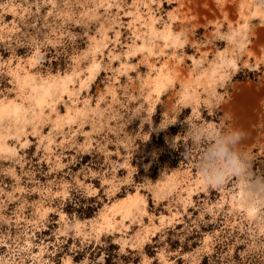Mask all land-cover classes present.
Segmentation results:
<instances>
[{
  "label": "rangeland",
  "instance_id": "rangeland-1",
  "mask_svg": "<svg viewBox=\"0 0 264 264\" xmlns=\"http://www.w3.org/2000/svg\"><path fill=\"white\" fill-rule=\"evenodd\" d=\"M242 87L264 175V0H0V264H264L184 123Z\"/></svg>",
  "mask_w": 264,
  "mask_h": 264
},
{
  "label": "clouds",
  "instance_id": "clouds-1",
  "mask_svg": "<svg viewBox=\"0 0 264 264\" xmlns=\"http://www.w3.org/2000/svg\"><path fill=\"white\" fill-rule=\"evenodd\" d=\"M176 122L172 121L171 124ZM184 123L187 125L189 140L204 146L197 163L203 185L220 188L231 178H239L242 188L241 202L249 220L264 224V175H256L252 171L253 156L242 147L247 136L246 131L240 127L225 128L216 124L190 121ZM168 125L159 127L165 128ZM261 236L264 237V233ZM250 254L264 261V243L253 245Z\"/></svg>",
  "mask_w": 264,
  "mask_h": 264
},
{
  "label": "bare ground",
  "instance_id": "bare-ground-1",
  "mask_svg": "<svg viewBox=\"0 0 264 264\" xmlns=\"http://www.w3.org/2000/svg\"><path fill=\"white\" fill-rule=\"evenodd\" d=\"M252 93L253 92L249 91L248 88L242 87V88H240V93L236 95V97L234 98V102H232V106H234L236 108V111L238 114L236 127H240L242 129H244L246 131V133L248 132L247 131L248 130V127H247V125H248L247 124L248 123L247 117L248 116L246 117V109H247L249 102L252 100V98L255 97V95H253ZM41 96H42V94L40 95V97ZM256 97H258V96H256ZM129 205H130V203H129Z\"/></svg>",
  "mask_w": 264,
  "mask_h": 264
},
{
  "label": "trees",
  "instance_id": "trees-1",
  "mask_svg": "<svg viewBox=\"0 0 264 264\" xmlns=\"http://www.w3.org/2000/svg\"><path fill=\"white\" fill-rule=\"evenodd\" d=\"M87 215H89V214H87Z\"/></svg>",
  "mask_w": 264,
  "mask_h": 264
}]
</instances>
